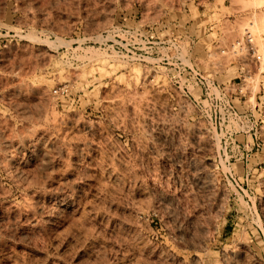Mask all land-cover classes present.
I'll return each mask as SVG.
<instances>
[{
	"label": "rangeland",
	"instance_id": "obj_1",
	"mask_svg": "<svg viewBox=\"0 0 264 264\" xmlns=\"http://www.w3.org/2000/svg\"><path fill=\"white\" fill-rule=\"evenodd\" d=\"M264 0H0V264H264Z\"/></svg>",
	"mask_w": 264,
	"mask_h": 264
},
{
	"label": "built area",
	"instance_id": "obj_2",
	"mask_svg": "<svg viewBox=\"0 0 264 264\" xmlns=\"http://www.w3.org/2000/svg\"><path fill=\"white\" fill-rule=\"evenodd\" d=\"M255 60H256L257 62H264V54H263V55H259V54H257Z\"/></svg>",
	"mask_w": 264,
	"mask_h": 264
}]
</instances>
